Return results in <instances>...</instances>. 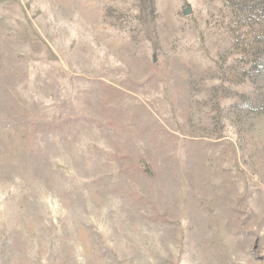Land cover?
Listing matches in <instances>:
<instances>
[{"label":"rangeland","instance_id":"374dc122","mask_svg":"<svg viewBox=\"0 0 264 264\" xmlns=\"http://www.w3.org/2000/svg\"><path fill=\"white\" fill-rule=\"evenodd\" d=\"M0 264H264V0H0Z\"/></svg>","mask_w":264,"mask_h":264}]
</instances>
